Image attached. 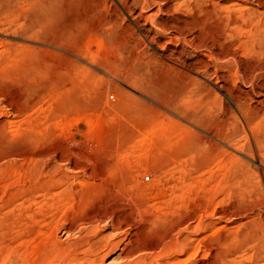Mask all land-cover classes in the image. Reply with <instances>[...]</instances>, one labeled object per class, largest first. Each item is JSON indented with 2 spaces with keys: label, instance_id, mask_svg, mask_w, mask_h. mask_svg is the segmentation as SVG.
I'll return each mask as SVG.
<instances>
[{
  "label": "rangeland",
  "instance_id": "obj_1",
  "mask_svg": "<svg viewBox=\"0 0 264 264\" xmlns=\"http://www.w3.org/2000/svg\"><path fill=\"white\" fill-rule=\"evenodd\" d=\"M263 174L264 0H0V264H264Z\"/></svg>",
  "mask_w": 264,
  "mask_h": 264
},
{
  "label": "bare ground",
  "instance_id": "obj_2",
  "mask_svg": "<svg viewBox=\"0 0 264 264\" xmlns=\"http://www.w3.org/2000/svg\"><path fill=\"white\" fill-rule=\"evenodd\" d=\"M120 1V0H119ZM144 1V0H143ZM124 3V2H123ZM145 3H147V2H145ZM144 4V3H143ZM148 5V4H147ZM187 5V4H186ZM170 7V6H169ZM230 7V6H229ZM226 8V7H225ZM210 9V8H209ZM253 10V9H252ZM228 11V10H227ZM142 12V11H141ZM256 12V11H255ZM235 14V13H234ZM244 14V13H243ZM259 14V13H258ZM251 15V14H250ZM147 16V15H146ZM242 18V17H241ZM234 19V18H233ZM227 22V21H226ZM251 26V25H250ZM238 34V33H237ZM240 36V35H239ZM243 39V38H242ZM231 40H233V39H231ZM240 47V46H239ZM220 49V48H219ZM233 84V83H232ZM231 85V84H230ZM238 87V86H237ZM242 110V109H241ZM239 119V118H238ZM256 122V121H255ZM259 155V154H258ZM264 175V174H263ZM98 234V233H97ZM187 239V238H186ZM191 239V238H190ZM105 240V239H104ZM184 241V240H183ZM80 243V242H79ZM185 243V242H184ZM97 248V247H96ZM115 249V248H114ZM175 249V248H174ZM192 249V248H191ZM95 251V250H94ZM189 252V251H188ZM164 253V252H163ZM99 254V253H98ZM97 254V255H98ZM118 255V254H117ZM187 256V255H186ZM190 257H192V256H190ZM189 258V257H188ZM182 259V258H181ZM88 260V259H87ZM117 260V259H116ZM115 260V261H116ZM96 261V260H95ZM118 261V260H117ZM92 262V261H91ZM133 262V261H132ZM189 262V261H188ZM89 263V262H88ZM122 263V262H121ZM120 263V264H121ZM127 263V262H126ZM128 264V263H127Z\"/></svg>",
  "mask_w": 264,
  "mask_h": 264
},
{
  "label": "built area",
  "instance_id": "obj_3",
  "mask_svg": "<svg viewBox=\"0 0 264 264\" xmlns=\"http://www.w3.org/2000/svg\"><path fill=\"white\" fill-rule=\"evenodd\" d=\"M145 178H148L147 176Z\"/></svg>",
  "mask_w": 264,
  "mask_h": 264
}]
</instances>
